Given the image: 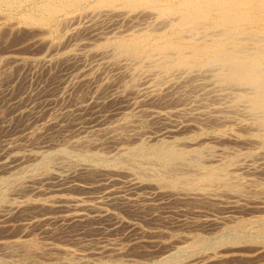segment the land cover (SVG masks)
Masks as SVG:
<instances>
[{
	"label": "rangeland",
	"instance_id": "374dc122",
	"mask_svg": "<svg viewBox=\"0 0 264 264\" xmlns=\"http://www.w3.org/2000/svg\"><path fill=\"white\" fill-rule=\"evenodd\" d=\"M46 1L49 0H38L40 3ZM52 1L57 2L60 0ZM61 1L58 2L62 7L57 16L56 14L48 16L46 21L44 20L46 23L29 19L28 21L31 22L27 20L25 21L26 23L24 22L27 11L34 12L35 9H38V2L36 1L22 0L14 6H9L4 2L0 3V196L5 194L9 199L19 202V204H23L28 200V202L43 203L54 207L52 208L53 210L36 209L33 210L34 212L30 210L31 212L28 211L27 217L7 218L4 223H2L4 221L3 218H0V226L4 225L12 228L11 232L4 231L5 233L2 234L0 232V262H6L4 264H164V259L172 255L173 264H185L188 262L191 264L194 261L201 264L199 262L203 261L209 253H214L213 246L223 239H232L234 238L233 236H241V238L245 239L246 234L247 238H255L254 240H257L255 242L262 245L264 242V222H260L258 218L264 215V208L257 210L255 206L264 207V169H262L263 172L260 171L264 167V140L263 137H259L256 133L248 130L249 123L246 121L248 119L243 116L242 110L239 113V110L235 111L232 108L231 100L225 94H229L227 90L221 89V86L210 75L209 71L188 68L174 69L176 71L172 70V73H166L159 68H151L143 53L136 52L129 53V55L125 54V56H114L111 47H106L107 51H105L106 49L102 45L110 39L120 36L127 37L133 32H138V28L139 31L153 28L159 20L154 11L151 13L152 10L139 9L133 12L128 10L120 11V13L119 10L102 12L95 9L92 3L93 0ZM27 6L28 8H26ZM12 11H15V13ZM41 14L37 12L36 18ZM160 36L161 34H158L156 39H160ZM136 71L141 73L139 74ZM148 71L151 72L149 73ZM132 72L133 74L131 75ZM162 72L164 73L162 74ZM134 74L137 84L138 82L143 83H139V86H137L140 88L142 85L140 96L137 95L140 98L136 95H130L128 99H131L126 101L116 99V91L119 94L118 89L122 91V85L124 86L125 83L135 79L133 78ZM125 75L129 76L126 77ZM157 77L160 78L157 79ZM120 79H125V81ZM209 81L212 82L210 83ZM204 86L207 87L205 88ZM215 86L219 87L215 88ZM143 91L146 92L143 94ZM237 92L238 90L234 89L231 94ZM156 93H165L162 95V101L154 95ZM204 93H210L211 96H209L210 94L204 95ZM217 93L222 96L218 95L217 98ZM181 94H184V96ZM184 97H188V100L184 99ZM169 98L172 102L169 101ZM179 99L181 102H178ZM204 99L208 100L205 101ZM149 100L151 103L148 102ZM154 102L158 104H154ZM186 106L189 111L185 110L187 109ZM195 106L196 109H193ZM223 107L224 109H222ZM208 108L213 112H206ZM179 111L181 114H179ZM197 111L199 112L197 113ZM178 114L181 116H178ZM160 115L166 116L161 117ZM212 115H215V118ZM192 116L194 120L190 119ZM210 117L217 122L209 123L207 119ZM124 122L126 123L124 124ZM141 123L144 126H141ZM120 124H122L121 129L118 128ZM239 126L243 132L239 129ZM111 127L113 129L115 127L116 132L110 133L109 131L113 130ZM216 127L218 128L216 129ZM212 131L215 132L213 134L215 135L213 136L214 138L212 137ZM117 133H120L123 139L116 143L111 142L112 135ZM207 133L208 135H206ZM209 135L210 137L208 138ZM218 136L227 142L229 141V143H220L217 140ZM82 140L86 142L80 144L83 142ZM201 140L202 142H200ZM142 142L143 145L146 144V150L142 152L129 150L130 148L133 149L135 145L137 147ZM208 144L216 148L213 153L215 155L214 160L221 159L227 152V155H232L237 151L235 154L242 156L250 151L257 156V153L259 154L261 151L257 157L255 155L253 157L250 156L252 159L250 157L245 158V154L241 157L242 160L244 159L242 161L243 165L246 166L247 164V166L240 169L241 173L238 171L241 176L243 175V179L234 181V185L242 189L246 188L244 189L247 191H244L246 194L254 191L253 193L261 195L257 200L258 202L254 203L255 205L245 200L243 201L242 199H245V197L240 200L234 196L232 198L230 194H227L230 197L223 193L222 195L220 192H223V188L212 187L213 189L209 188V191L211 190L210 193H216L215 190L217 189V193L220 194L218 196L217 209L199 207L187 209V206L175 201L176 197H173L175 195H161L159 189H156L155 186L147 185L149 184L147 180L149 182L152 178L156 177L155 179H159L162 177V174L159 173V166L155 165L156 163L146 162L145 156L147 154L162 153L171 147L190 148ZM207 159L209 160V158ZM250 172L253 174L251 175ZM139 173H144V175L142 174L141 176ZM54 174L62 176L59 178L63 179V188H69L75 184L88 188L84 190L70 189L64 193L80 200L79 204L84 208L82 212L88 215L85 223L83 221L82 223L68 224V222L62 220L61 217L64 213L60 209L55 208L61 203L56 202L53 198L57 193L55 190L62 187L59 185L60 179H56ZM138 180H143L146 184L144 186L147 187L137 188L134 183ZM174 188L170 187V190L178 196L186 191L181 183L176 184ZM162 189L169 190V187H163ZM116 190L118 193H114ZM104 194L107 195L104 196ZM115 194L117 195L115 196ZM119 198L137 201L130 205L126 204L127 201ZM234 201H239L246 208L242 211L227 210L225 206L233 205ZM74 203L66 202L67 205H74ZM87 207H96V213H91ZM100 212H102V215L106 213V216L104 218L93 217V214L99 215ZM238 217L239 219H237ZM229 218L234 221L231 220L232 222H230ZM207 220H212L213 223L210 224L215 222H218V224L215 223L216 225L214 224V226L204 224ZM250 220L251 222H249ZM239 221L243 222L242 224L240 223L241 226H239ZM194 223H197V226L193 225ZM21 224H26V238L31 240L32 245H29L30 247L28 246L26 249L19 248L15 252H11L3 244L10 243V241L20 236ZM230 226L234 228L231 230ZM8 236H12V238ZM184 237L187 241L184 240ZM199 239L206 240L200 250L194 248H192L193 250L191 248H188L189 250L186 249L190 245L189 241L194 243L199 241ZM208 240H211V244ZM178 246L181 248L186 247L181 249L182 251L176 252L180 249H177ZM240 249L242 250L237 252L241 254L249 256L255 254V251H253L254 247L252 249L249 245H242ZM208 250L210 252H207ZM189 253L192 254L189 255ZM177 255L178 257H176ZM263 258L237 260L231 264L264 263L263 260H260ZM193 259L196 260L192 262Z\"/></svg>",
	"mask_w": 264,
	"mask_h": 264
},
{
	"label": "bare ground",
	"instance_id": "6f19581e",
	"mask_svg": "<svg viewBox=\"0 0 264 264\" xmlns=\"http://www.w3.org/2000/svg\"><path fill=\"white\" fill-rule=\"evenodd\" d=\"M22 0H0L1 2L6 3L9 6H14L18 2H21ZM26 1H36L38 0H26ZM55 1V0H54ZM61 1V0H60ZM60 1L53 2L52 0L46 1V2H38L37 8L34 12H28L26 13V18L24 19V22L28 19L29 20H37V21H46V18L48 16L54 15L59 13L61 9V5L58 3ZM68 1V0H67ZM66 1V2H67ZM89 1V0H88ZM62 2V1H61ZM69 2V1H68ZM67 2V3H68ZM23 3V2H22ZM32 3V2H31ZM72 3V2H71ZM80 3V1H79ZM92 3L95 6L96 10L102 11V12H111V11H137L139 9H149L155 12V15H157L158 23L154 25L153 28L145 30V31H139L133 32L129 36H120L116 37L114 39H110L106 41L102 46L104 49L106 47H111L113 50L114 56H121L129 53H136L140 52L143 53L144 56L147 58L146 60L149 61V66L151 68H159L162 71L166 73H172L171 71L174 69H188V68H198L201 70L209 71L210 75L216 80V82L221 86V89L227 90L226 96L230 98L231 100V106L232 108L237 111L239 110L242 112L243 116L246 117L249 123V126L247 127L248 130L251 132L256 133L259 137H263L264 140V0H93ZM3 4V3H2ZM65 4V3H64ZM85 4V3H83ZM23 5V4H22ZM33 5V4H32ZM69 5V4H68ZM66 5V6H68ZM82 6V5H81ZM93 6V5H92ZM18 7H20L18 5ZM17 7V8H18ZM23 7V6H22ZM31 7V6H30ZM5 8V7H3ZM11 8V7H10ZM15 8V7H14ZM28 8V6L26 7ZM35 8V7H34ZM74 8V7H73ZM78 8V7H77ZM87 8V7H86ZM89 8V7H88ZM25 9V8H24ZM1 10V9H0ZM10 10V9H9ZM71 10V9H70ZM74 10V9H73ZM76 10V9H75ZM31 11V10H30ZM65 11V10H64ZM98 11V12H99ZM143 11V10H141ZM5 12V10H4ZM9 12V11H8ZM7 12V13H8ZM15 13V11H12ZM25 12V11H24ZM23 12V13H24ZM39 12L41 14L40 16L36 18V13ZM67 12V10H66ZM101 12V13H102ZM95 13V12H94ZM97 13V12H96ZM118 13V12H117ZM147 13V12H146ZM145 13V14H146ZM25 14V13H24ZM68 14V13H67ZM70 14V12H69ZM83 14V13H82ZM112 14V13H111ZM138 14V13H137ZM4 15V14H3ZM23 15V14H22ZM72 15V14H71ZM101 15V14H99ZM125 15V14H124ZM12 16V15H11ZM24 16V15H23ZM106 16V15H105ZM112 16V15H111ZM122 16V15H121ZM20 17V16H19ZM119 17V16H118ZM22 18V19H23ZM124 18V17H123ZM143 18V17H142ZM11 19V18H10ZM8 20V18H7ZM45 20V21H44ZM55 20V19H54ZM139 20V19H138ZM97 21V20H96ZM31 22V21H28ZM153 22V21H152ZM151 22V23H152ZM15 23V22H14ZM23 23V22H22ZM26 23V22H25ZM46 23V22H45ZM10 24V23H9ZM30 24V23H29ZM18 25V24H17ZM139 25V24H138ZM25 26V25H24ZM38 26V25H37ZM47 26V25H46ZM132 27V26H131ZM141 29V28H140ZM19 30V28H18ZM58 30V28H57ZM79 30V29H78ZM52 31V30H51ZM76 34V31H75ZM158 34H161L160 39H156V36ZM1 35V34H0ZM53 35V34H52ZM121 35V34H120ZM32 37V36H31ZM12 39V38H11ZM7 41V40H5ZM34 43V42H33ZM1 44V43H0ZM23 44V43H22ZM32 45V44H31ZM34 45V44H33ZM101 46V47H102ZM41 47V46H40ZM59 47V46H58ZM23 48V47H22ZM110 49V48H109ZM5 51V50H4ZM26 51V50H25ZM107 51V49L105 50ZM6 52V51H5ZM21 54V53H19ZM93 54V53H92ZM103 54V53H102ZM73 55V54H72ZM135 55V54H134ZM136 56H138L136 54ZM21 57V56H20ZM71 57V56H70ZM133 57V55H132ZM117 58V57H116ZM128 58V57H127ZM135 58V57H134ZM8 59V58H7ZM113 59V58H112ZM144 59V58H143ZM5 60V59H4ZM69 60V59H68ZM67 60V61H68ZM116 60V59H115ZM70 61V60H69ZM114 61V60H113ZM123 62V61H122ZM142 62V61H141ZM146 62V61H145ZM120 64V63H119ZM112 65V64H111ZM144 65V64H142ZM141 65V66H142ZM22 66V65H21ZM127 66V65H126ZM125 66V67H126ZM138 66V65H137ZM140 66V67H141ZM124 67V69H125ZM128 67V66H127ZM134 67V66H133ZM145 67V66H144ZM148 68V66H147ZM150 68V69H151ZM118 69V68H116ZM123 69V67H122ZM133 69V68H132ZM138 69V68H136ZM120 70V68H119ZM135 70V69H134ZM142 70V69H140ZM126 71V70H125ZM129 73V69L127 70ZM145 71V70H144ZM143 71V72H144ZM154 71V70H153ZM152 71V72H153ZM160 71V70H157ZM176 71V70H174ZM173 71V72H174ZM182 71V70H180ZM198 71V70H196ZM200 71V70H199ZM121 72V71H120ZM137 72V71H136ZM142 72V75H143ZM149 72V71H148ZM151 72V71H150ZM149 72V73H150ZM162 72V74L164 73ZM185 72V71H184ZM195 72V71H194ZM139 73V72H137ZM135 73L136 75H138ZM141 73V72H140ZM139 73V74H140ZM145 73V72H144ZM154 73V72H153ZM179 73V71H178ZM187 73V72H186ZM10 74V73H9ZM133 72L131 73V75ZM135 74L134 77L135 78ZM183 74V73H182ZM185 74V73H184ZM208 74V73H207ZM195 75V74H194ZM192 75V76H194ZM81 76V75H80ZM122 76V75H121ZM120 76V77H121ZM128 77L127 75H125ZM123 76V77H125ZM141 76V75H140ZM153 76V75H152ZM159 76V74H158ZM161 76V74H160ZM167 76V75H166ZM173 76V75H172ZM199 76V75H198ZM210 76V77H211ZM131 77V76H130ZM129 77V78H130ZM165 77V76H164ZM202 77V76H200ZM208 77V76H207ZM139 78V77H138ZM155 78V77H154ZM160 77H157V79ZM163 78V77H161ZM168 78V77H167ZM182 78V77H181ZM88 79V78H87ZM153 79V78H152ZM151 79V80H152ZM204 79V78H203ZM116 80V79H115ZM122 80V79H120ZM141 80V78H140ZM161 80V79H160ZM169 80V79H168ZM191 80V78H190ZM189 80V81H190ZM205 80V79H204ZM211 80V79H210ZM214 80V81H215ZM119 81V79H118ZM122 81H125L123 79ZM127 81V79H126ZM129 81V80H128ZM143 81V80H142ZM147 81V80H145ZM144 81V82H145ZM197 81V80H196ZM88 82V80H87ZM94 82V81H93ZM112 82V81H111ZM116 82V81H115ZM149 82V81H147ZM146 82V84H147ZM205 82V81H204ZM210 83L212 81H209ZM91 83V82H90ZM119 83V82H118ZM120 83H122L120 81ZM119 83V84H120ZM140 82H138L139 84ZM152 83V82H151ZM162 83V82H161ZM181 83V82H180ZM184 83V81H183ZM181 83V84H183ZM200 83V82H199ZM202 83V82H201ZM107 84V83H106ZM137 84L136 78L130 80L129 82L125 83L124 86L122 85L123 89L122 91L118 89V92L116 91V99L121 101H126L130 95H139L141 93V86ZM143 84V83H140ZM155 84V83H154ZM157 84V83H156ZM191 84V83H190ZM195 85V83H193ZM208 84V82H207ZM206 84V85H207ZM93 85V84H92ZM100 85V84H99ZM114 85V84H112ZM118 85V84H117ZM153 85V84H152ZM217 85V84H216ZM111 86V85H110ZM119 86V85H118ZM157 86V85H156ZM155 86V87H156ZM172 86V85H171ZM219 86H215L219 87ZM103 87V86H102ZM112 87V86H111ZM144 87V86H143ZM154 87V86H153ZM187 87V86H186ZM205 87V86H204ZM207 87V86H206ZM205 87V88H206ZM99 88V87H98ZM106 88V86H105ZM119 88V87H118ZM146 88V87H145ZM144 88V89H145ZM107 89V88H106ZM105 89V90H106ZM150 89V88H149ZM169 89V88H168ZM183 89V88H182ZM218 89V88H217ZM238 90L237 93L231 94L232 90ZM143 90V89H142ZM165 90V89H164ZM198 90V89H196ZM220 90V89H219ZM217 90V91H219ZM224 90V91H225ZM99 91V90H98ZM157 91V90H156ZM159 91V89H158ZM161 91V89H160ZM146 91H143V94ZM150 92V91H149ZM152 92V91H151ZM195 92V91H194ZM200 92V91H199ZM213 92V91H212ZM221 92V91H220ZM135 93V94H133ZM138 93V94H136ZM175 93V92H174ZM185 93V92H184ZM188 93V92H187ZM198 93V92H196ZM146 94V93H145ZM152 94V93H151ZM150 94V95H151ZM165 94V93H164ZM164 94H154L160 101H162ZM199 94V93H198ZM208 93H204V95H207ZM210 94V93H209ZM208 94V95H209ZM224 94V96H225ZM170 95V94H169ZM168 95V96H169ZM184 96V94H181ZM194 95V94H193ZM221 94H216V97ZM114 96V95H113ZM140 96V95H139ZM143 96V95H142ZM141 96V97H142ZM161 96V97H159ZM199 96V95H198ZM211 96V94L209 95ZM213 96V95H212ZM112 97V96H111ZM138 97V96H137ZM174 97V96H171ZM186 97V96H185ZM190 99V96L188 95ZM195 97H197L195 95ZM194 97V98H195ZM135 98V97H134ZM140 98V97H138ZM155 98V97H154ZM162 98V99H161ZM166 98V97H164ZM177 98V97H175ZM183 98V97H181ZM202 98V97H201ZM218 98V97H217ZM221 98V97H219ZM131 99V98H129ZM128 99V100H129ZM137 99V98H136ZM153 99V98H152ZM172 99V98H171ZM192 99V98H191ZM80 100V99H79ZM85 100V99H84ZM105 100V99H104ZM143 100V99H142ZM148 100V99H147ZM154 100V99H153ZM168 100V99H166ZM177 100V99H176ZM174 100L177 104L178 102ZM201 100V99H200ZM205 100V99H204ZM208 100V99H207ZM205 100V101H207ZM229 100V99H228ZM157 101V100H155ZM159 101V102H160ZM169 101L172 102L169 98ZM168 101V102H169ZM198 101V100H197ZM204 101V102H205ZM143 102V101H142ZM150 102V100L148 101ZM181 102V101H180ZM183 102V100H182ZM194 102V100H193ZM203 102V103H204ZM211 102V101H210ZM217 102V101H216ZM229 102V101H228ZM120 103V102H118ZM124 103V102H123ZM145 103V102H143ZM151 103V102H150ZM156 102H154L155 104ZM166 103V102H165ZM174 103V102H173ZM175 103V104H176ZM202 103V104H203ZM219 103V102H217ZM216 103V104H217ZM221 103V101H220ZM223 103V102H222ZM99 104V103H98ZM121 104V103H120ZM135 104V103H133ZM158 104V103H156ZM161 104V103H160ZM171 104V103H170ZM100 105V104H99ZM117 105V104H116ZM129 105V104H128ZM138 105V104H137ZM143 105V104H142ZM146 105V103H145ZM174 105V104H171ZM132 106V105H131ZM141 106V105H140ZM138 106V107H140ZM168 106V105H167ZM175 106V105H174ZM230 106V107H231ZM106 107V106H105ZM133 107V106H132ZM190 107V106H189ZM194 107V106H193ZM82 108V107H81ZM89 108V107H87ZM187 108V106H186ZM192 108V107H191ZM136 109V107H135ZM140 109V108H139ZM142 109V108H141ZM176 109V108H175ZM184 109V108H183ZM189 108L185 109L188 110ZM196 109V106L195 108ZM202 109V108H201ZM218 109V108H216ZM215 109V110H216ZM224 109V107L222 108ZM230 109V108H229ZM84 110V109H83ZM86 110V109H85ZM198 110V108H197ZM206 110V109H205ZM226 110V109H225ZM232 110V109H231ZM142 111V110H141ZM140 111V112H141ZM152 111V110H151ZM183 111V110H181ZM189 111V110H188ZM200 111V110H199ZM197 111V113L199 112ZM210 111L209 108L206 112ZM228 111V110H226ZM225 111V112H226ZM230 111V110H229ZM196 112V110H195ZM213 112V111H212ZM210 111V113H212ZM223 112V111H221ZM146 113V112H145ZM153 113V111H152ZM162 113V112H161ZM190 113V112H189ZM203 113V112H202ZM217 113V112H216ZM1 114V113H0ZM131 114V113H130ZM151 114V113H150ZM159 114V113H158ZM179 114L180 111H179ZM178 116H181L179 115ZM188 114V113H186ZM196 114V113H195ZM200 114V113H199ZM208 114V113H206ZM205 114V115H206ZM233 114V113H232ZM236 114V112H235ZM128 115V113H127ZM171 115V113H170ZM194 115V114H193ZM198 115V114H197ZM201 115V114H200ZM221 115V114H220ZM229 115V113H228ZM231 115V114H230ZM238 115V114H237ZM136 116V115H135ZM147 116V115H146ZM161 116V115H160ZM164 116V115H162ZM161 116V117H162ZM166 116V115H165ZM164 116V117H165ZM177 116V115H176ZM187 116V115H186ZM189 116H191L189 114ZM196 116V115H195ZM203 116V115H201ZM209 116V115H208ZM213 116V115H212ZM215 116V115H214ZM213 116V117H214ZM224 116V115H223ZM2 117V116H1ZM81 117V116H80ZM125 117V116H124ZM128 117V116H127ZM141 117V115H140ZM143 117V116H142ZM163 117V118H164ZM169 117V116H168ZM184 117V116H183ZM205 117V116H204ZM217 117V116H216ZM239 117V116H238ZM155 118V117H154ZM188 118V116H187ZM215 118V117H214ZM142 119V118H141ZM193 119V116L192 118ZM203 119V118H202ZM201 119V121H202ZM206 119V118H205ZM241 119V117H240ZM135 120V118H134ZM150 120V119H149ZM155 120V119H153ZM194 120V119H193ZM197 120V119H195ZM209 123H215L217 122L213 118L207 119ZM232 120V119H231ZM239 120V119H238ZM242 120V119H241ZM240 120V121H241ZM113 121V120H112ZM125 121V120H124ZM133 121V120H132ZM143 121V120H141ZM243 121V120H242ZM19 122V121H18ZM134 122V121H133ZM190 122H192L190 120ZM198 122V121H197ZM223 122V121H222ZM227 122V121H226ZM237 122V121H236ZM113 123V122H112ZM126 122H124L125 124ZM128 123V122H127ZM131 123V122H129ZM144 123V122H143ZM143 123H141V126H144ZM151 123V122H150ZM193 123V122H192ZM195 123V122H194ZM220 123V122H218ZM228 123V122H227ZM247 123V122H246ZM190 124V123H189ZM188 124V125H189ZM207 124V123H206ZM222 124V123H221ZM236 124V123H235ZM244 124V123H242ZM120 124L118 127L119 129L122 128ZM139 125V124H138ZM149 125V124H148ZM238 125V124H237ZM118 126V125H116ZM209 126V125H207ZM242 126V125H241ZM247 126V125H246ZM127 127V126H125ZM129 127V126H128ZM198 127V126H197ZM202 127V126H201ZM215 127V126H214ZM220 127V126H219ZM222 127V126H221ZM136 128V127H135ZM186 128V127H185ZM190 128V127H189ZM218 127H216L217 129ZM224 128V127H223ZM246 128V127H245ZM113 129V127H111ZM147 129V128H146ZM181 129V128H180ZM191 129V128H190ZM212 129V128H211ZM240 129V126H239ZM5 130V129H4ZM116 128L112 131H109L110 133L115 131ZM192 130V129H191ZM242 131V129H240ZM133 131V130H132ZM202 131V129H201ZM206 131V130H204ZM247 131V129H246ZM116 132V131H115ZM167 132V131H166ZM189 132V131H188ZM213 132V131H212ZM243 132V131H242ZM245 132V131H244ZM101 133V132H100ZM194 133V132H193ZM196 133V132H195ZM215 132L212 133V137ZM197 134V133H196ZM222 134H224L222 132ZM130 135V134H129ZM138 135V134H137ZM142 135V134H140ZM145 135V134H144ZM180 135V134H179ZM188 135V134H187ZM208 135V133L206 134ZM218 135V134H216ZM240 135V134H239ZM247 135V134H246ZM250 135V134H249ZM111 142H119L123 139L120 133H117L115 135H112ZM185 136V135H184ZM200 136V135H199ZM222 136V135H221ZM210 135L208 136V138ZM219 137V136H218ZM225 137V135H224ZM240 137V136H239ZM253 137V136H252ZM196 138V137H195ZM214 138V137H213ZM217 138V137H216ZM86 139V138H85ZM110 139V138H109ZM158 139V138H157ZM165 139V138H164ZM205 139V138H204ZM229 139V138H228ZM236 139V138H235ZM107 140V139H106ZM216 140V139H215ZM217 140L221 143L227 142L225 139L219 137ZM258 140V138H257ZM83 141V140H82ZM91 141V140H90ZM97 141V140H96ZM108 141V140H107ZM234 141V140H232ZM244 141V140H243ZM256 141V139H255ZM79 142V141H78ZM86 141L81 142L85 143ZM95 142V141H94ZM102 142V141H101ZM123 142V141H121ZM146 142V141H144ZM202 142V140L200 141ZM216 142V141H215ZM213 142V143H215ZM77 144V142H75ZM195 143V142H194ZM197 143V142H196ZM199 143V142H198ZM204 143V142H203ZM229 143V141L227 142ZM237 143V142H236ZM253 143H255L253 141ZM257 143V142H256ZM261 143V142H260ZM114 144V143H113ZM121 144V143H119ZM118 144V145H119ZM140 144V143H139ZM191 144V143H190ZM219 144V143H218ZM264 144V143H263ZM92 145V144H91ZM116 145V144H115ZM149 145V144H148ZM170 145V144H169ZM192 145V144H191ZM195 145V144H194ZM203 145V144H202ZM241 145V144H240ZM74 146V145H73ZM145 145H143V142L140 145H136L133 147V149H129L132 152H142L146 150ZM178 146V145H177ZM236 146V145H235ZM162 147V146H161ZM240 147V146H239ZM154 148V146H153ZM152 148V149H153ZM157 148V147H156ZM235 149V148H234ZM249 149V148H248ZM157 150V149H156ZM239 150V149H238ZM252 150V149H251ZM261 150V149H258ZM62 151V150H61ZM153 151V150H152ZM216 151L215 146L213 145H204V146H197V147H182V148H176L171 147L168 148L166 151H163L162 153H152L150 155L147 154L145 156L146 162H154L155 165L159 166L160 172L162 174V177L159 179H150L147 185L149 186H155L156 189H159V193L162 195H175L173 196L175 198L176 202H180L181 204H184L187 206V209H193V208H204V209H215L218 207V196L220 194H230L235 198H239L240 200L242 197H245V199H242L243 201H247L248 203L256 204L258 201L259 196L256 193H245L244 189H242L239 186L234 185L235 180H240L242 178L241 176V168H246L245 165H243L240 154H235L237 151L235 149V153L232 155H227L225 153L224 156L221 157V159L214 160L215 155L213 154ZM264 151V146H263ZM151 152V151H150ZM219 152V151H218ZM256 152V151H255ZM261 152V151H260ZM259 152V154H260ZM70 153V152H69ZM127 153V152H126ZM224 153V152H223ZM239 153V152H238ZM128 154V153H127ZM257 153V156H259ZM129 155V154H128ZM146 155V154H144ZM217 155V154H216ZM256 156L253 152H248L245 154L246 157L250 156ZM97 156V155H96ZM256 156V157H257ZM21 157V156H20ZM27 157V156H26ZM211 157V158H210ZM220 157V156H219ZM252 157H250L252 159ZM144 158V157H143ZM209 158V160L207 159ZM249 159V158H248ZM247 159V160H248ZM263 159V158H262ZM16 161V160H15ZM138 161V160H137ZM144 161V160H143ZM3 162V161H2ZM14 163V162H13ZM112 163V161H111ZM110 163V164H111ZM148 163V164H149ZM12 164V163H11ZM43 164V163H42ZM49 164V163H48ZM107 164V163H106ZM117 164V163H116ZM263 164V163H262ZM50 165V164H49ZM144 165V164H143ZM258 165V164H257ZM44 166V165H43ZM108 166V165H107ZM123 166V165H122ZM245 166V167H244ZM250 166V165H248ZM155 167V166H154ZM261 167V166H257ZM92 168V166H91ZM124 168V167H123ZM129 168V167H128ZM138 168V166H137ZM148 168V167H147ZM250 168V167H249ZM254 168V167H253ZM49 169V168H48ZM141 169V168H140ZM152 169V168H151ZM263 168H261L260 171H262ZM110 170V169H109ZM136 170V169H135ZM147 170V169H146ZM254 170V169H252ZM251 170V172H252ZM16 171V170H15ZM20 171V170H19ZM28 171V170H27ZM54 171V170H52ZM240 171V173L238 172ZM249 171V170H248ZM256 171V170H255ZM259 171V172H260ZM264 171V170H263ZM262 171V172H263ZM92 172V171H91ZM154 172V171H153ZM250 172V173H251ZM23 173V172H22ZM58 173V172H57ZM146 173V171H145ZM25 174V173H24ZM40 174V173H39ZM63 174V172H62ZM141 176L144 173H139ZM253 173H251L252 175ZM55 175V174H54ZM64 175V174H63ZM139 175V176H140ZM256 175V174H255ZM10 176V175H9ZM66 176V175H65ZM64 176V177H65ZM88 176V175H87ZM92 176V175H91ZM96 176V175H95ZM149 176V175H148ZM14 177V176H13ZM56 179H60L58 176H54ZM101 177V176H100ZM2 178V177H1ZM243 179V178H242ZM63 179L59 180V185H61L62 188L55 190L57 192L53 198L56 202L61 203V205L55 206V208L60 209L64 214L62 215V220L70 223H84L87 221L88 215L83 213L82 211L84 208L79 204V199L76 197H70L66 194V190L70 189H88L86 186L81 185H71L69 188L64 186V183L62 181ZM15 181V180H14ZM18 181V180H17ZM22 181V180H21ZM41 181V180H40ZM58 181V180H57ZM69 181V180H68ZM258 181V180H257ZM132 182V181H131ZM181 183L182 186L186 189V191L182 194H179V196L172 192L170 190L171 188H174L176 184ZM9 184V183H8ZM110 184V183H109ZM151 184V185H150ZM242 184V183H241ZM256 184V183H255ZM25 185V184H23ZM134 185L138 187H142L146 185L143 180H138L134 183ZM9 186V185H8ZM130 186V185H129ZM179 186V185H178ZM145 187V186H144ZM147 187V186H146ZM145 187V188H146ZM163 187H169V190H163ZM212 187H220L223 192L217 193V189L215 190L216 193H210L209 188ZM243 187V186H242ZM246 187V186H245ZM7 188V187H6ZM14 188V187H13ZM136 188V189H137ZM251 188V187H250ZM153 189V188H152ZM175 189V188H174ZM213 189V188H212ZM15 190V189H14ZM127 190V189H126ZM142 190V188H141ZM253 190V189H252ZM20 191V190H19ZM22 191V190H21ZM81 191V190H80ZM79 191V192H80ZM138 191V190H137ZM179 191V190H178ZM182 191V190H180ZM219 191V190H218ZM245 191V192H244ZM251 191V190H250ZM6 192V191H5ZM71 192V191H70ZM111 192V191H109ZM114 192V191H113ZM117 190L114 192L116 193ZM123 192V191H122ZM258 192V190H257ZM7 193V192H6ZM53 193V192H52ZM74 193V192H73ZM82 193V192H81ZM118 193V192H117ZM133 193V192H132ZM4 194V193H3ZM38 194V193H37ZM222 194V195H223ZM260 194V193H259ZM80 195V194H78ZM107 194H104L106 196ZM110 195V194H109ZM108 195V198H109ZM114 195V194H112ZM117 194H115L116 196ZM123 195V194H121ZM135 195V194H134ZM51 196V195H50ZM130 196V195H129ZM229 196V195H227ZM226 196V197H227ZM264 196V195H263ZM262 196V197H263ZM32 197V196H31ZM122 197V196H121ZM166 197V196H165ZM221 197V196H220ZM230 197V196H229ZM99 199V197H97ZM25 199V198H24ZM103 199V198H101ZM121 200L127 201L126 204H134L137 200H125L123 198H119ZM137 199V198H136ZM169 199V198H168ZM247 199V200H246ZM14 200V199H13ZM91 200V199H90ZM105 200V199H104ZM111 200V199H110ZM115 200V199H114ZM66 202H75L74 205H67ZM86 202V201H85ZM98 202V201H97ZM221 202V200H220ZM231 202V201H230ZM101 203V202H100ZM224 203V202H222ZM233 205H227L225 208L230 210H244L246 207L244 204L239 203V201H234ZM103 204V202H102ZM179 204V203H178ZM225 204V203H224ZM254 204V205H255ZM259 204V203H258ZM38 205V206H37ZM100 205V204H99ZM89 206V205H88ZM91 206V205H90ZM150 206V205H149ZM155 207V206H154ZM224 207V206H223ZM256 209H261L264 207H257ZM54 207H51L49 205L43 204V203H33L28 202V200L23 203L19 204V202H14L11 199H9L5 194L0 196V218H3V222L7 218L12 217H20V216H26L28 211H33L36 209H52ZM224 208V209H225ZM87 209L91 213H96V207H87ZM86 209V210H87ZM145 209V208H144ZM186 209V210H187ZM217 209V208H216ZM220 209V208H219ZM251 209V208H250ZM248 209V210H250ZM53 210V209H52ZM98 210V209H97ZM147 210V209H146ZM221 210V209H220ZM30 211V212H31ZM145 211V210H144ZM252 211V210H251ZM264 211V209H263ZM261 211V212H263ZM34 212V211H33ZM37 212V211H36ZM196 212V211H195ZM231 212V211H230ZM259 212V211H258ZM197 213V212H196ZM252 213V212H251ZM257 213V212H256ZM260 213V212H259ZM26 214V215H25ZM109 216V214H107ZM249 215V214H248ZM105 215H102V212H100L99 215H94V218H101L105 217ZM107 216V217H108ZM201 216V215H200ZM24 217V218H26ZM203 217V216H202ZM235 218V217H233ZM244 218V217H243ZM19 219V218H18ZM23 219V218H22ZM108 219V218H107ZM221 219V218H220ZM239 219V217L237 218ZM21 220V218H20ZM61 220V219H60ZM61 220V221H62ZM89 220V219H88ZM230 222L234 221L230 219ZM232 220V221H231ZM258 220L261 222H264V215L259 217ZM7 221V220H6ZM215 221V220H214ZM238 221V220H236ZM243 221V220H242ZM256 221V220H255ZM1 222V221H0ZM8 222H10L8 220ZM38 222V221H37ZM198 222V221H196ZM229 222V223H230ZM245 222V221H244ZM251 222V220L249 221ZM83 223V224H84ZM120 223V222H118ZM213 223L212 220H207L204 222V224H210ZM218 224V222H215ZM214 223V224H215ZM239 226L243 222H238ZM241 223V224H240ZM66 224V223H65ZM197 224V223H196ZM195 223L193 225H196ZM198 224H200L198 222ZM214 224H210L214 226ZM234 224V223H233ZM259 224V223H258ZM22 225V224H21ZM216 225V224H215ZM253 225V222H252ZM20 226V225H19ZM197 226V225H196ZM204 226V225H203ZM219 226V225H218ZM235 226V225H233ZM232 226V228H234ZM249 226V225H248ZM17 227V226H16ZM236 227V226H235ZM247 227V226H246ZM263 227V226H262ZM0 232H11L12 228L10 226H0ZM210 228V227H208ZM215 228V227H213ZM227 228V227H225ZM231 228V226H230ZM231 228V230H232ZM240 228V227H238ZM242 228V227H241ZM249 228V227H248ZM254 228V227H253ZM219 229V228H218ZM257 229V228H256ZM255 229V230H256ZM212 230V229H211ZM214 230V229H213ZM222 230V229H221ZM224 230V227H223ZM227 230V229H226ZM225 230V231H226ZM236 230V229H235ZM254 230V231H255ZM5 231V232H4ZM20 236L12 241L10 243L3 244L4 247H6L9 251L15 252L17 249H26L29 245H32L31 240L27 239V226L22 225L20 227ZM18 231V232H19ZM29 231V230H28ZM193 231V230H192ZM220 231V230H218ZM224 231V232H225ZM253 231V230H252ZM17 232V233H18ZM246 232V231H245ZM249 232V231H248ZM262 232V231H261ZM13 233V232H12ZM217 233V232H216ZM222 233V232H221ZM230 233V232H229ZM247 233V232H246ZM254 233V232H253ZM258 233V232H257ZM260 233V232H259ZM263 233V232H262ZM7 234V233H6ZM5 234V235H6ZM225 234V233H224ZM238 234V233H237ZM253 235L252 233H250ZM256 234V233H255ZM15 235V234H14ZM18 235V234H17ZM216 235V234H215ZM218 235V234H217ZM226 235V234H225ZM232 235V234H231ZM230 235V236H231ZM249 235V234H248ZM250 235V236H251ZM199 236V235H198ZM201 236V235H200ZM223 236V235H221ZM238 236V235H237ZM261 236V235H259ZM9 237V236H8ZM12 238V236H10ZM9 237V238H10ZM14 237V236H13ZM202 237V236H201ZM200 237V238H201ZM230 238L227 240H221L220 242L216 243V245L213 246L214 253L206 256V258L201 262V264H231L234 261H242L247 260L251 258H263L264 257V242L262 245L257 244V240L251 239L250 237L247 238L245 234V239L239 237ZM258 237V235H257ZM263 237V236H261ZM199 238V237H198ZM204 238V237H202ZM221 238V237H220ZM223 238V237H222ZM226 238V237H225ZM247 238V239H246ZM1 239V238H0ZM3 239V238H2ZM8 239V238H7ZM181 239H183L181 237ZM188 239V238H187ZM210 239V238H209ZM219 240V238H217ZM260 239V238H259ZM185 240V237H184ZM194 240V239H193ZM179 241V239H178ZM177 241V242H178ZM187 241V240H185ZM206 240L199 239V241L190 243L188 248H194L199 249L205 244ZM211 241V240H210ZM208 240V242L210 243ZM259 241V240H258ZM186 243V242H183ZM207 243V242H206ZM213 243H215L213 241ZM2 244V242H1ZM211 244V243H210ZM171 245V244H170ZM242 245H249L251 246L253 251H255V254L252 256L241 254L240 252H237L240 249V246ZM2 246V247H3ZM175 246V245H174ZM206 246V245H205ZM1 247V245H0ZM30 247V246H29ZM184 247L178 246L177 249H179L176 252H180L181 249H184ZM211 248V247H210ZM209 248V249H210ZM246 248V247H244ZM204 249V248H203ZM210 249V250H213ZM248 249V248H247ZM28 250V249H27ZM189 250V249H188ZM193 250V249H192ZM251 250V248H249ZM182 251V250H181ZM191 251V250H190ZM248 251V250H247ZM184 252V251H183ZM192 252V251H191ZM198 252V251H197ZM207 252H210L209 250ZM250 252V251H248ZM29 253V252H28ZM140 253V252H139ZM182 253V252H181ZM193 253V252H192ZM191 253V254H192ZM251 253V252H250ZM177 254V253H176ZM183 254V253H182ZM189 253V255H191ZM197 254V253H196ZM195 254V255H196ZM203 254V253H202ZM21 255V254H20ZM29 255V254H28ZM174 255V254H173ZM200 255V254H199ZM206 255V254H205ZM8 256V255H7ZM10 256V255H9ZM203 256V255H202ZM201 256V257H202ZM178 257V255L176 256ZM187 257V256H186ZM251 257V258H249ZM173 256L169 255L164 260V264H173L174 260L172 259ZM182 258V257H181ZM199 258V257H198ZM1 259V258H0ZM176 259V258H175ZM203 259V257H202ZM180 260V259H179ZM178 260V261H179ZM196 260L193 259L192 262ZM198 260V259H197ZM257 260V259H255ZM259 260V259H258ZM261 261H264L263 259H260ZM9 261V260H8ZM163 261V260H161ZM197 261H194V263L191 264H198L195 263ZM0 263H3L0 262ZM6 263V262H4ZM3 263V264H4ZM158 263V262H157ZM176 263V262H175ZM254 263V262H253ZM258 264H264L261 262H257ZM53 264V263H52ZM185 264H189L185 263Z\"/></svg>",
	"mask_w": 264,
	"mask_h": 264
}]
</instances>
